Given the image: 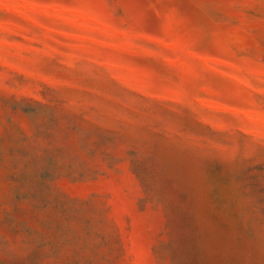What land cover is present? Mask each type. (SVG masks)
<instances>
[{"label": "rangeland", "instance_id": "1", "mask_svg": "<svg viewBox=\"0 0 264 264\" xmlns=\"http://www.w3.org/2000/svg\"><path fill=\"white\" fill-rule=\"evenodd\" d=\"M0 264H264V0H0Z\"/></svg>", "mask_w": 264, "mask_h": 264}]
</instances>
